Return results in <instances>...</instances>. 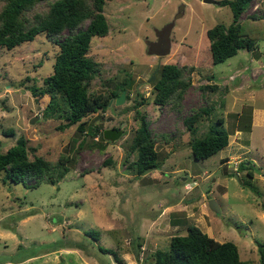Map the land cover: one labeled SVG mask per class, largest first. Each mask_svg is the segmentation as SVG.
Wrapping results in <instances>:
<instances>
[{"label": "rangeland", "instance_id": "rangeland-1", "mask_svg": "<svg viewBox=\"0 0 264 264\" xmlns=\"http://www.w3.org/2000/svg\"><path fill=\"white\" fill-rule=\"evenodd\" d=\"M43 6L39 2L36 9ZM103 12L109 29L105 36L91 40L88 53L100 63V72L90 89L103 93L125 75H131L133 84L122 103L112 99L105 110L83 117L84 136L75 125L58 128L61 119L42 113L48 95L36 99L28 88L41 84L52 72L55 43L39 33L12 49L0 48V151L24 134L28 144L37 148L35 153L51 162L67 155L69 167L59 181H41L34 188L3 181L0 173V264H151L146 260L149 253L167 248L170 236L185 234L189 223L204 232L208 227L207 234L219 241L232 240L242 259L259 264L257 243L264 242V114L259 119L257 114L258 122L250 124L252 107L264 112V0H252L241 15L245 26L253 21H246V15H261L256 20L261 30L256 47L240 48L218 63L211 61L206 31L233 20L228 5L202 0H106ZM169 25V38L160 40L158 48L164 53L152 54L158 50L149 42L158 40L157 32ZM165 63L192 66L183 72L191 84L175 105L153 101V81ZM141 98L143 102L137 103ZM202 108L209 111L201 112L191 133L184 117ZM139 114L148 120L158 158L163 160L160 168L143 175L127 167L135 157V152L127 156V150ZM93 122L100 130L113 126L122 134L104 149L92 147L89 144L97 138L89 133ZM212 124L224 126L228 134L239 128L245 136L244 131L252 129L249 138L231 136L230 143L237 147L226 151L231 159L227 164L219 159L227 148L206 158L192 155L190 141L204 137ZM8 127L14 135L2 133ZM81 137L80 147L75 140ZM107 160L111 162L106 164ZM242 160L252 175L241 168ZM177 197L184 208L174 211L180 224L170 228L158 221L150 224L153 215ZM211 198L218 203V212L208 207ZM86 230L98 231V238L86 235ZM133 235L141 241L139 259L134 255ZM72 242L87 244L101 261L68 247ZM98 245L112 248L117 257L102 253Z\"/></svg>", "mask_w": 264, "mask_h": 264}, {"label": "trees", "instance_id": "trees-1", "mask_svg": "<svg viewBox=\"0 0 264 264\" xmlns=\"http://www.w3.org/2000/svg\"><path fill=\"white\" fill-rule=\"evenodd\" d=\"M219 1L220 5H228L231 8L233 20L227 25L216 23L206 31L213 63L226 60L240 48L254 49L257 37L261 36L260 23L256 21L261 15L256 13L246 15V21L253 19L252 22L247 21L246 26L241 19L242 13L252 0ZM39 2L44 6L36 9ZM105 2L106 0H0V48L12 49L33 40L39 33H44L47 39L57 46L52 72L42 79L41 84L32 83L28 88L36 99L48 95L42 113L61 119L58 128L64 129L75 125V130L80 136L86 134L84 116L105 110L109 101L115 99L122 90L126 91L128 98L133 84L131 75H125L108 91L96 93L90 89L91 80L100 72V63L88 53L91 40L95 36H105L109 29L103 12ZM186 68H188L186 65L172 63L161 65L160 75L153 81L155 103L177 104L184 90L191 84L190 78L183 73ZM191 68L192 66L188 69ZM136 92L138 93L137 89ZM142 100L144 98L137 103H142ZM208 111L209 108H202L184 117V123L191 133L195 131L194 123L201 112ZM138 117L139 126L135 129L127 150V156L135 152V157L129 161L127 167L135 172V175H143L147 171L160 168L163 160L158 158V152L154 147L156 138L151 135L148 120L141 114ZM1 131L5 135L15 134L11 127ZM89 133L91 136H98L89 144L92 147L104 149L110 143L103 137L102 130L95 122ZM227 142L226 128L212 124L204 137L190 141V148L192 155L200 159L216 153ZM75 143L81 147L84 138L75 140ZM36 149L28 144V138L24 134H20L12 145L0 151L2 180L21 182L27 187L34 188L41 181L53 184L64 177L69 170L66 164L68 156L60 155L55 162H51L35 153ZM109 162L111 161H105L106 164ZM245 163L246 160L240 162L241 168L245 167L252 175L250 167ZM97 232L86 230L84 233L95 240L98 238ZM134 241V255L139 259L138 247L141 246L139 235L134 236ZM87 246L82 242H72L68 245L80 248L85 256L95 257L101 261L96 252L87 250ZM98 249L102 253H112L117 257L116 251L112 248L98 245ZM257 250L259 264H264L263 241L257 243ZM148 259L151 260V264H248V260L240 257L238 247L232 240L219 241L193 223L186 225L185 234L171 235L168 247L156 248L149 253L146 260Z\"/></svg>", "mask_w": 264, "mask_h": 264}, {"label": "crops", "instance_id": "crops-1", "mask_svg": "<svg viewBox=\"0 0 264 264\" xmlns=\"http://www.w3.org/2000/svg\"><path fill=\"white\" fill-rule=\"evenodd\" d=\"M257 110H259V111H263L262 109H257V108H254V107H252L251 108V113L253 114L252 116H251V119H252V123L250 124V126H253V124H254V122L256 121V122H258L257 120H256V115L258 114V119L259 118H261V114H264V112H259L258 113V111ZM237 113H239L240 114V112L238 111ZM245 129H247V128H245ZM251 131H252V129H251V127H250V129H248V130H246V131H244L245 132V136H244V134H243V130H241V129H235L234 130V132L233 133H230V134H228L229 135V138H228V140H229V142H227V144L224 146V147H222L221 149H219V150H224L225 148H227L226 150H225V153H223L220 157H219V159H220V162H222L223 160V162H224V164H227L231 159L230 158H228V155L226 154V151L227 150H230V151H232L231 149L233 148V147H237V145H234V144H231V143H233V142H231V136H235V137H240L239 135H241V136H243V138L244 139H246L247 137L249 138V135H250V133H251ZM239 134V135H238ZM231 142V143H230ZM239 148V147H238ZM240 148H243L242 146H241V144H240ZM218 150V151H219ZM224 158V159H223ZM234 162H235V160H233ZM235 167V166H234ZM234 171H238L236 168H235V170ZM237 173V172H236ZM210 192V191H209ZM182 200V198L180 199L179 197H177V199H175V200H173L172 202H170V203H167V204H165V206L161 209L162 211L160 212H158L157 214H156V216L154 217V215H153V217L151 218V217H149V218H151V222H150V224L151 223H156L157 221L158 222H162L163 224H162V226H163V228L164 227H167V228H170L171 226H173V227H176V226H178L179 224H180V217L178 216L179 215V213H176V212H174V211H179V210H183L184 208H182V205H180V204H178L180 201ZM205 209H204V207L202 206V211H204ZM180 212H184L185 213V211H180ZM162 215H165V217L163 218V219H161V216ZM174 215H176V216H174ZM189 215V212L187 211L186 212V216H188ZM185 216V215H184ZM184 216H183V218H182V220L184 219ZM206 233H209V231H210V229H208V227H207V229H206ZM208 235H210V234H208Z\"/></svg>", "mask_w": 264, "mask_h": 264}, {"label": "water", "instance_id": "water-1", "mask_svg": "<svg viewBox=\"0 0 264 264\" xmlns=\"http://www.w3.org/2000/svg\"><path fill=\"white\" fill-rule=\"evenodd\" d=\"M203 2H207V3H216V4H219V0H202ZM183 5L180 6L179 9H183ZM182 13V11L180 12V14ZM179 14V15H180ZM170 27L171 25H169L167 27V29H163V30H160L157 32L158 34V40H153V41H150L149 44H152V45H155V49L158 50L152 54H156V55H161L162 53H164V51H159L161 49H158L162 43V39H167L169 38V30H170ZM154 77V72H152L149 80L151 81ZM125 90H122L121 93L116 96L115 98V103L116 104H119V103H122L123 100L125 99ZM110 103V102H109ZM37 117V115L33 116L31 119H30V122H33L34 119ZM102 133H103V137L106 139V140H110V141H114L116 140L117 138H119V136L122 134V130L121 129H118L116 127H108V128H103L102 129ZM207 205L210 209L218 212L220 210V207L218 206V203L216 202L215 199L211 198L208 200L207 202Z\"/></svg>", "mask_w": 264, "mask_h": 264}, {"label": "flooded vegetation", "instance_id": "flooded-vegetation-1", "mask_svg": "<svg viewBox=\"0 0 264 264\" xmlns=\"http://www.w3.org/2000/svg\"><path fill=\"white\" fill-rule=\"evenodd\" d=\"M156 70H157V68L154 69V71H156ZM125 94H126V91H125ZM111 101H112V99L109 102H111ZM114 102H115V99H114ZM109 104H108V106H109ZM110 127H113V126H110Z\"/></svg>", "mask_w": 264, "mask_h": 264}, {"label": "clouds", "instance_id": "clouds-1", "mask_svg": "<svg viewBox=\"0 0 264 264\" xmlns=\"http://www.w3.org/2000/svg\"><path fill=\"white\" fill-rule=\"evenodd\" d=\"M98 137V136H97ZM97 139V138H96ZM141 251V250H140ZM141 253V252H140ZM141 255V254H140Z\"/></svg>", "mask_w": 264, "mask_h": 264}]
</instances>
